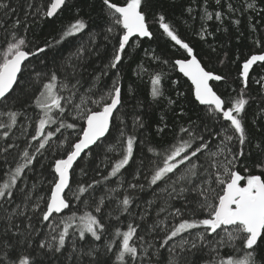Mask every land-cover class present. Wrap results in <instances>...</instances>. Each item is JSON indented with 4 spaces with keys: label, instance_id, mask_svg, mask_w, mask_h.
Returning a JSON list of instances; mask_svg holds the SVG:
<instances>
[{
    "label": "snow or ice",
    "instance_id": "6c2138e0",
    "mask_svg": "<svg viewBox=\"0 0 264 264\" xmlns=\"http://www.w3.org/2000/svg\"><path fill=\"white\" fill-rule=\"evenodd\" d=\"M99 5L100 29L94 31L91 15L82 13L84 7L95 8L96 0H26L23 17L10 0H0V140L5 142L0 148V264H264V138L254 145L257 158L251 166H239L252 156L245 150L252 143L246 119L249 80L254 65L264 68V38L254 37L257 51L237 52L230 61L240 87L225 97L213 82L229 84L228 75L208 69L167 15L153 10L152 0H99ZM66 11L72 19L57 37L43 45L29 38L36 19L52 20ZM150 15L180 56L161 60L155 50L144 49L145 57L187 78L189 103L203 106L206 117L198 125L184 119L186 109H171L173 135L165 140L168 106L178 104L166 94L165 81L174 87L179 80L138 63L135 75H148L151 100L163 112L155 130L161 142L141 134L148 125L140 112L124 111L122 61L132 58L144 38H154ZM180 15L208 44L205 54H212L218 50L209 37L229 33L226 23L239 31L244 18L250 34L258 31L255 20L264 22V0H188ZM83 35L88 45L81 44L66 60L44 62L54 45ZM98 37L108 62L89 79L81 62L99 55ZM223 55L221 65L229 60L228 51ZM113 70L110 84L103 85ZM254 83L264 97V75ZM20 118L32 128L23 148L11 139ZM177 118L183 123H175ZM12 149L20 150L9 161ZM44 160L47 177L29 184L28 173ZM101 166L107 171L102 173ZM77 168L89 178L74 180ZM146 188L157 193L156 200L133 213V206L141 207L135 194ZM70 194L91 210L72 211Z\"/></svg>",
    "mask_w": 264,
    "mask_h": 264
},
{
    "label": "trees",
    "instance_id": "16d2710c",
    "mask_svg": "<svg viewBox=\"0 0 264 264\" xmlns=\"http://www.w3.org/2000/svg\"><path fill=\"white\" fill-rule=\"evenodd\" d=\"M75 3L84 4L86 0H73ZM87 2H91V0H87ZM234 3L239 4L240 0H233ZM12 7L17 8L16 15L23 17V11L26 8V0H10ZM188 0H152L153 10L157 12H164L167 15L168 20L173 23L177 28H179L180 34L187 40H190L195 50L198 53H201L200 58L204 65L217 73L228 75L229 84L225 82H213L215 86V90H217L218 94L227 97L229 94L235 95V93H231L232 88L239 89L240 85L235 82L237 77L236 65L231 64L230 61L235 59V54L237 52L243 53L244 55L249 54V52L257 51L253 46V39L255 38H264V22H261L259 18L255 20V23L258 25V31L255 34H250L247 29V25L249 21L247 19L242 18V25L239 31L236 30V27L233 25L225 24V27L229 28V33H216V38L213 40L209 37V42L213 44V46L217 47V53L205 54L209 52L208 44L204 43L196 37L192 31L189 29V23H184L186 19V15L182 17L181 11L183 6H186ZM100 5L99 0H96L95 8L89 9L84 7L82 14H89L92 17V21L90 22V27L94 31H99L101 21L97 18L99 13ZM72 12H64L62 16L59 18H54L52 20H39L36 19L35 22L31 23V28L29 32V38L33 39L35 43L43 45L45 41H51L53 38L57 37L61 28L66 25L72 19ZM15 19V16L12 17ZM149 24L150 30L154 33V38L144 39L142 42L141 48L137 49L133 54L132 58H126L122 61L123 68L121 69L122 83H123V92H124V100L126 101V108L124 111H129L132 108H135L137 112L142 114V118L145 120L148 127L146 129L141 130V134L145 137L152 138L156 142H161V135L155 134V130L157 127V121H159L160 116L163 114L161 107L156 106L149 95L150 92V82L148 75H144L141 78H138L135 75V70L138 63H144L145 66L151 65L149 71H164L166 77H170L171 80H179V84L174 87L171 86L170 80L166 79L165 81V89L166 94H170L173 99L178 100L177 105L168 106L166 120L169 124V128L166 130L167 135L164 137L165 140L171 139L172 132V124H173V112L171 109H175L179 112L180 108L186 109L184 119L187 120L191 118L196 124H201V120L206 119L205 113L202 111L203 106H198V103H189L193 99L191 96V87L188 81L182 78L177 71L171 69L170 65L159 64L148 61L147 57H145L144 49H148L149 51L155 50L157 55H160L161 60L168 59L172 60L180 56V52L175 51L171 48L170 43L167 41L166 37L162 35L161 30L158 29V25L153 21L151 15L149 16ZM240 33H243L241 36ZM3 35V30L0 29V36ZM88 36L83 35L79 37L70 38L63 44L54 45L47 54L44 56V62L51 65L53 62V58L57 61L66 60L69 56L75 53L76 49L81 45H88ZM102 38H97V44L101 45L99 47V55L93 53L90 56L85 57L84 61H82V68L80 69L86 78H91V76L100 71V69L108 62V53H106L103 47ZM221 45H226L225 47H221ZM130 51V50H129ZM225 51L229 52V60L225 62L224 65L219 63L220 59H224L223 53ZM36 64L39 65L40 62L36 61ZM113 72H110L108 76L103 78L102 84L107 85L110 84L111 79L113 77ZM259 75H264V68L259 66H253V71L250 74L249 80V96H250V104L247 107V131L249 133L250 138L252 139V143L246 146V152H251L252 156L250 158H242L240 162V167L247 164L251 166L253 160L257 157L254 152V145L258 143L262 138H264V120L260 119L261 109L264 108V97L257 91L258 85L254 83L255 79L258 78ZM131 86L132 92L129 93L128 89ZM183 92L184 95L177 97L176 92ZM28 115L31 116L33 113L31 111L28 112ZM199 117V119H198ZM3 119V118H0ZM175 123H183V121L178 118L175 120ZM29 121L20 118L16 128L12 130L13 141L19 143L20 148L25 147L26 139H30L29 133L32 132V128L28 126ZM26 129V131H25ZM5 146V142L0 140V148ZM20 149H12L10 153L7 155V159L12 161L13 158L17 155ZM96 151H100L96 149ZM138 155H142V153H138ZM151 155V154H149ZM102 156V154H101ZM101 157H97L95 163H99ZM204 163L207 165L209 161L205 158H201ZM4 156L0 155V164H3ZM41 163L47 164V161H37L35 163V171L29 172L28 175L30 177L29 184L38 182L43 177H47L48 169L41 168ZM139 164V160L136 161ZM95 167V165H93ZM101 172H106L107 169L101 166ZM255 174H259V169H253ZM91 176H95V171L90 173ZM89 177H81L79 168L76 169V173L73 177L74 180H87ZM99 178V177H96ZM116 178H113L115 180ZM124 179H129V177L125 176ZM73 189H75L76 185H72ZM111 187H116V184H112ZM120 191H123L121 189ZM159 191V190H158ZM137 198V203L140 204V208H136L133 206V213L140 212L146 207V201L156 200L157 193H154L151 189H147L143 192H137L135 194ZM70 200H72L71 210L76 211L77 214H81L84 211H89L91 208H85L83 204L69 195ZM177 206H179V202H177ZM65 215L70 214L68 210H65ZM154 216V211L152 212ZM131 219V217H129ZM123 220V218H122ZM126 223V221H125ZM151 223V220H149ZM163 251V250H161ZM221 254H224V250H221ZM166 255V253H165Z\"/></svg>",
    "mask_w": 264,
    "mask_h": 264
},
{
    "label": "water",
    "instance_id": "95a60500",
    "mask_svg": "<svg viewBox=\"0 0 264 264\" xmlns=\"http://www.w3.org/2000/svg\"><path fill=\"white\" fill-rule=\"evenodd\" d=\"M144 39H147V38H144ZM255 66V65H254ZM178 72V71H177ZM182 78H184V79H186L187 80V78H185V77H183L182 76V74H180V73H178ZM188 81V80H187ZM188 83L190 84V81H188Z\"/></svg>",
    "mask_w": 264,
    "mask_h": 264
}]
</instances>
